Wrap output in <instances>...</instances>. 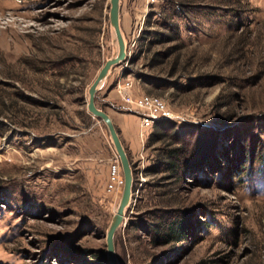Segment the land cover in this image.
Returning <instances> with one entry per match:
<instances>
[{"label":"rangeland","instance_id":"rangeland-1","mask_svg":"<svg viewBox=\"0 0 264 264\" xmlns=\"http://www.w3.org/2000/svg\"><path fill=\"white\" fill-rule=\"evenodd\" d=\"M110 6L0 0V264H111L120 159L87 108L115 47ZM120 17L128 56L96 96L139 119L119 263L264 264V0H121ZM127 79L173 118L143 130L118 93ZM177 146L193 154L179 175ZM176 216L187 232L163 242L156 225Z\"/></svg>","mask_w":264,"mask_h":264},{"label":"water","instance_id":"water-1","mask_svg":"<svg viewBox=\"0 0 264 264\" xmlns=\"http://www.w3.org/2000/svg\"><path fill=\"white\" fill-rule=\"evenodd\" d=\"M121 0H111L110 6V22L115 31L116 40L118 42V53L107 59L102 68L100 69L97 77L92 82L88 89L89 98L87 101L88 111L102 121L110 134L112 143L115 147L116 153L120 159L125 184L123 186L121 198L117 206L116 212L113 215L112 221L109 225L106 234L107 241V256L111 264H120L117 251L115 235L119 226L124 222L125 213L131 203L133 188H134V170L131 163L129 153L121 139L120 133L114 122L112 116L103 108L99 107L96 102V96L101 90L102 85L109 75L110 70L115 66L127 59V45L125 43L122 27H121ZM120 262V263H119Z\"/></svg>","mask_w":264,"mask_h":264},{"label":"built area","instance_id":"built-area-1","mask_svg":"<svg viewBox=\"0 0 264 264\" xmlns=\"http://www.w3.org/2000/svg\"><path fill=\"white\" fill-rule=\"evenodd\" d=\"M133 85L132 79L119 83L118 93L130 109L140 114L143 130L152 129L156 123L173 118L174 113L163 98L147 93L135 94L132 91ZM124 184L125 179L121 174V166L117 158L111 165L107 189L109 192L119 191Z\"/></svg>","mask_w":264,"mask_h":264},{"label":"trees","instance_id":"trees-1","mask_svg":"<svg viewBox=\"0 0 264 264\" xmlns=\"http://www.w3.org/2000/svg\"><path fill=\"white\" fill-rule=\"evenodd\" d=\"M174 142H182L174 140ZM187 144V143H186ZM188 145V144H187ZM190 155V156H188ZM193 154L188 153L184 146H177L171 148L168 151V170H171L173 173H182L185 171L186 167L189 165ZM194 158V157H193ZM197 158L193 160V164L196 163ZM166 224V225H165ZM157 235H160L162 241H169L173 238H180L184 236L187 232L186 222L181 216L173 217L172 219L166 218L160 225H156ZM165 226V227H164ZM165 228V229H164Z\"/></svg>","mask_w":264,"mask_h":264},{"label":"crops","instance_id":"crops-1","mask_svg":"<svg viewBox=\"0 0 264 264\" xmlns=\"http://www.w3.org/2000/svg\"><path fill=\"white\" fill-rule=\"evenodd\" d=\"M117 129L120 133L121 139L129 153L135 155L138 151V132H139V119L130 117L127 114H120L113 117Z\"/></svg>","mask_w":264,"mask_h":264},{"label":"bare ground","instance_id":"bare-ground-1","mask_svg":"<svg viewBox=\"0 0 264 264\" xmlns=\"http://www.w3.org/2000/svg\"><path fill=\"white\" fill-rule=\"evenodd\" d=\"M112 30H114V29L112 28ZM122 32H123V30H122ZM114 34H115V31H114ZM123 37H124V35H123ZM115 38H116V35H115ZM124 40H125V38H124ZM114 41H115V47H114V50H113V53H112V57L115 56L118 53V50H119L118 42H117L116 39L114 40V38H113V42Z\"/></svg>","mask_w":264,"mask_h":264}]
</instances>
